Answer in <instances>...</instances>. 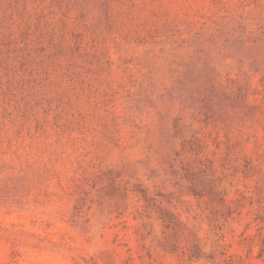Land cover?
<instances>
[{
    "label": "rangeland",
    "instance_id": "374dc122",
    "mask_svg": "<svg viewBox=\"0 0 264 264\" xmlns=\"http://www.w3.org/2000/svg\"><path fill=\"white\" fill-rule=\"evenodd\" d=\"M0 264H264V0H0Z\"/></svg>",
    "mask_w": 264,
    "mask_h": 264
}]
</instances>
